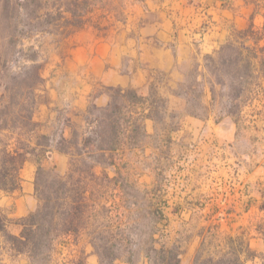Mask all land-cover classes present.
<instances>
[{"label":"rangeland","instance_id":"1","mask_svg":"<svg viewBox=\"0 0 264 264\" xmlns=\"http://www.w3.org/2000/svg\"><path fill=\"white\" fill-rule=\"evenodd\" d=\"M159 1L90 0L92 7L84 17L86 26L70 35H62L36 29L30 31L25 27L30 22L35 24L31 12L38 5L42 6L40 1L30 2V9L26 10L21 8L23 0H0V99L5 98L0 102V125L7 123L11 128L0 133V150L4 145L14 149L20 145L19 140L30 151L42 144L49 150L64 152L69 160L66 173L61 174L47 165V155L41 163L49 174L39 180L38 194L53 193L58 178H64L71 168L95 164L94 159L77 163L75 158L84 149V138L106 128L105 124L96 123L104 113L102 110L113 102L121 106L123 100L114 90L132 89L144 97L152 90L157 91L167 101L168 111L156 114L157 121L149 126L150 131L152 128L156 131L147 134L143 124L135 139H125L118 150L106 155L99 153L95 158L98 178L91 183L94 191L91 204H96L93 213L96 217L86 226L89 231H96L92 242L99 264H112L115 257L118 258L115 264H128L129 261L153 264L155 259L150 249L154 232H157L161 246L178 248L181 264H193L199 253L205 251L206 257L207 252L215 251L217 246L218 251L226 252L227 238L241 234H245V241L254 251L263 253L264 242L258 238L256 229L264 221V155L255 153L256 177L246 183L240 169H224L222 164L212 160V157L219 159L224 153L219 150L214 154L203 153L197 145L190 143L177 147L170 133L186 114L216 119L230 116L236 120L241 114L264 115V42L259 50L252 46L256 36L264 38V27L253 29L248 25L244 31L235 32L238 44H227L217 54L205 56L201 62L191 61L180 69L178 78L153 72L150 82L154 83L153 88L150 83L145 89L137 90L92 81L89 84L93 89L88 90L85 107L73 106L69 94L71 77L84 74V80L90 81L86 71L92 68V59L101 55L110 58L112 45L127 46L129 38L141 34L147 23L158 19L154 13L158 11H150V6ZM229 1L187 0L201 9ZM63 2L65 0H50L48 6L57 8ZM83 6L81 1L79 8L84 12ZM68 8H73L72 4ZM68 18L76 20V17ZM59 19L54 14L52 18L43 16L39 21ZM208 26L207 22L202 25L200 33L206 32ZM244 35L251 38L247 45L241 40ZM87 48L91 49L88 59ZM75 49L82 51L77 65L70 62ZM245 49L253 55L249 66L240 60L249 55ZM125 64L131 65L128 60ZM38 71L40 83L36 81ZM53 90H61L59 95L63 100L60 105L49 107ZM124 102L129 104L128 100ZM23 105L27 108L35 106V126L21 130V125L13 120L20 118ZM46 106L48 113L53 114L51 120L34 121ZM128 118L122 115L121 124ZM248 135L247 131L243 133L244 139L241 138L238 146L241 156L244 150L252 149ZM28 160L37 164L36 187L39 164L34 156H28ZM1 166L0 153V174ZM12 176L9 184L14 187L19 175L13 173ZM49 184L53 189H49ZM38 194L36 191V196ZM52 199L54 201L55 196ZM104 207L111 211L105 213ZM3 218L0 211V223ZM109 228L114 237L107 234ZM99 235L103 236L102 240L96 239ZM1 243L9 247L2 232L0 246ZM55 245L47 258L30 259L32 264H50L57 260ZM112 246L115 249H111ZM67 263L69 261L63 264Z\"/></svg>","mask_w":264,"mask_h":264},{"label":"crops","instance_id":"2","mask_svg":"<svg viewBox=\"0 0 264 264\" xmlns=\"http://www.w3.org/2000/svg\"><path fill=\"white\" fill-rule=\"evenodd\" d=\"M262 2L264 0H231L228 4L218 2L208 9H201L187 0H160L150 6V11H158L154 12L158 19L147 23L141 34L134 39L129 38L127 46L112 45L110 58L101 55L92 59V68L86 71L90 81L84 80V74L77 78L71 77L69 94L73 106L80 109L85 107L88 90L93 89L89 84L92 81L109 87L138 90L148 86L153 72L178 78L181 75L180 69L191 61L197 59L201 62L205 56L217 54L227 44H238L235 32L244 31L248 25H252L253 29L264 27ZM206 22L209 24L207 31L200 33V27L206 25ZM250 39V36L244 35L241 40L247 45L251 42ZM263 42L264 38L256 36L252 46L259 50L263 47ZM85 51L88 59L91 49L87 48ZM80 52L81 49L73 50L70 62L77 65ZM126 60L131 65L127 66ZM152 84L150 83L151 88ZM59 93L61 90H53L49 107L61 104L63 97ZM49 107L46 106L34 121H43L45 118L51 120L53 114L48 113ZM179 121L178 127L170 133L177 147L190 143L197 145L203 153L214 154L219 150L224 156L219 159L212 157V160L222 164L224 169L237 167L243 173L246 183L252 182L256 177L258 166L253 163V157L258 152L264 155L263 114H241L238 120L230 116L216 119L186 114ZM154 122L152 119L144 121L147 134L156 131L149 129ZM246 131L249 132L248 142L252 149L244 150L241 156L238 146ZM45 163L61 174L66 173L69 168L67 156L55 150H50ZM36 169L37 164L27 160L19 171L16 188L9 192L0 188V211L7 218L8 232L14 236H19L22 232V226L17 222L36 211L39 206L35 187ZM92 238V231L88 229L78 235L63 237L55 245L57 260L50 264H63L67 261V264H99ZM258 238L261 239L259 236ZM0 264L32 262L27 255H16L1 243Z\"/></svg>","mask_w":264,"mask_h":264},{"label":"trees","instance_id":"3","mask_svg":"<svg viewBox=\"0 0 264 264\" xmlns=\"http://www.w3.org/2000/svg\"><path fill=\"white\" fill-rule=\"evenodd\" d=\"M38 1L42 3V6L37 4L38 6L31 12L36 22L35 24L30 22L25 27H29L30 31L36 29V31L57 32L62 35H70L74 31L85 27L84 17L92 7L90 0H65L64 4L57 8L48 6L50 0ZM81 1L85 5L83 6L84 12L79 8ZM30 2H35V0H23L24 4L21 8L30 9ZM69 4H72L73 8H68ZM54 14L60 17L59 21H39L42 20L43 16L52 18ZM68 16L76 17V20L70 19ZM245 50L249 52V55L247 54L246 59L242 58L240 60L246 66H249L252 64L253 55L250 54L251 52L248 49ZM36 79L37 83L42 81L39 71ZM114 91L123 100L121 106L118 107V104L113 102L102 110L104 113L100 121L97 119L96 123H103L106 128L94 131V136L84 138V149L75 158L77 163H85L86 159H94L95 164L85 168L77 166L73 169L71 168L64 178H58V185L53 193L44 196L38 194L40 193L39 180L49 174V171L41 164L42 160L50 152L48 146L37 144L30 151L24 143H20L18 140L20 145L14 149H10L9 145H4L0 150L2 155L0 186L4 191L9 192L16 188V185L13 187L9 184L13 179L12 174L17 173L18 177L20 169L28 160V156H34L39 164L36 181L37 198L39 200L37 210L17 222L22 226V232L19 236H14L8 232V221L6 218H3L0 223V232L5 235L7 244L14 254L27 255L32 261L42 257L47 258L59 239L69 235H78L82 231L87 230L88 226L86 225L90 224L91 219L96 217L93 214L96 204H91L94 197L91 183L98 178L95 173L98 165V161L95 159L96 156L99 153L106 155L118 150L125 139L134 138L138 134L146 119H152L156 122L157 113L168 111L167 101L162 99L157 91L152 90L147 97L132 89L127 91L116 89ZM4 100L5 98L2 97L0 102ZM125 100H128L129 104L125 103ZM20 112V118L13 120L14 123L21 125L19 129H26L29 125L34 127L35 106L27 108L23 105ZM122 115L129 117L128 120H124L123 124L120 122ZM10 130L11 128L7 123L0 125V133ZM85 149L87 150L85 151ZM65 153L68 154V152ZM109 164L110 166L114 165L112 161ZM52 186V184H49V189H53ZM52 196H55L54 201ZM104 211L107 213L111 210H107L104 207ZM256 231L264 242V221L257 227ZM92 234L95 235L96 231L94 230ZM107 234L110 237H114L111 228L107 230ZM156 235L157 232H154L151 237L152 248L150 250L155 259L153 264H181V252L178 248L172 247L168 249L164 245L161 246ZM96 239L102 240L103 236L99 235ZM158 246L160 247L158 248ZM225 246L227 248L226 252L218 251L219 246H217L215 251L207 252L206 257H204L206 252L202 251L193 264H264V252L258 254L254 251L250 243L245 241V234L228 237ZM111 249H115V246H112ZM117 259V257L113 258L112 264H115ZM128 264L132 263L129 261Z\"/></svg>","mask_w":264,"mask_h":264}]
</instances>
